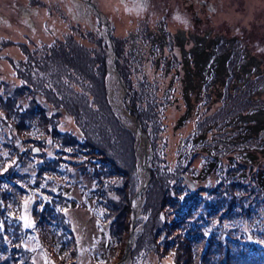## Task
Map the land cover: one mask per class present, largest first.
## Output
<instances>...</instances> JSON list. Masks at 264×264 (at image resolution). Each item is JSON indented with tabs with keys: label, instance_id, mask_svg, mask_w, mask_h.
<instances>
[{
	"label": "rangeland",
	"instance_id": "374dc122",
	"mask_svg": "<svg viewBox=\"0 0 264 264\" xmlns=\"http://www.w3.org/2000/svg\"><path fill=\"white\" fill-rule=\"evenodd\" d=\"M88 2L0 0V264H264V0Z\"/></svg>",
	"mask_w": 264,
	"mask_h": 264
},
{
	"label": "water",
	"instance_id": "95a60500",
	"mask_svg": "<svg viewBox=\"0 0 264 264\" xmlns=\"http://www.w3.org/2000/svg\"><path fill=\"white\" fill-rule=\"evenodd\" d=\"M88 2V0H85V2ZM91 6H94L92 5L90 2H88ZM106 24V22H104ZM107 30H108V39H110V36H111V31L109 29V27H106ZM109 44L111 45V42L109 40ZM118 80L120 82V86L121 87H124V83L123 81L121 80V78L118 76ZM136 126H137V132H138V135L142 138V141L144 143V152H143V149H142V156L139 155V152H137V156H138V164L139 166L141 167L142 169V172L139 174L140 175V178H141V182H140V186L138 187L137 191L135 192V194L133 195V198L132 200L134 202H136L135 206L132 205V208H131V212H132V221H131V228H130V234H129V241H128V244L126 245V248H125V257L126 259L128 258V254H129V247L131 246V242L133 241V232H134V223H135V219L138 215V211L140 210L143 202H144V194H145V191L149 185V182H150V178H151V172L149 170V167H148V164H147V160H146V153L148 154V152L150 153V150H149V145H148V138L147 136L145 135V133L141 130V128L139 127V123L137 121V118H136ZM141 196L143 198H141Z\"/></svg>",
	"mask_w": 264,
	"mask_h": 264
},
{
	"label": "bare ground",
	"instance_id": "6f19581e",
	"mask_svg": "<svg viewBox=\"0 0 264 264\" xmlns=\"http://www.w3.org/2000/svg\"><path fill=\"white\" fill-rule=\"evenodd\" d=\"M126 25H128V23L126 22ZM124 27V26H123ZM124 29V28H123ZM138 140V142H137V149H138V152H139V155L141 156V151H142V149H143V152H144V143H143V141H142V138L140 137V138H138L137 139Z\"/></svg>",
	"mask_w": 264,
	"mask_h": 264
},
{
	"label": "trees",
	"instance_id": "16d2710c",
	"mask_svg": "<svg viewBox=\"0 0 264 264\" xmlns=\"http://www.w3.org/2000/svg\"><path fill=\"white\" fill-rule=\"evenodd\" d=\"M137 180H138V179H137ZM137 180H136V184H137ZM8 183H9V182H8ZM155 185H156L155 179L151 180L149 186H150V187H155V188H156ZM134 190H135V189H134ZM134 190H131V192H134Z\"/></svg>",
	"mask_w": 264,
	"mask_h": 264
},
{
	"label": "flooded vegetation",
	"instance_id": "af4514ba",
	"mask_svg": "<svg viewBox=\"0 0 264 264\" xmlns=\"http://www.w3.org/2000/svg\"><path fill=\"white\" fill-rule=\"evenodd\" d=\"M202 3H203V2H202ZM202 3H201V4H202Z\"/></svg>",
	"mask_w": 264,
	"mask_h": 264
}]
</instances>
